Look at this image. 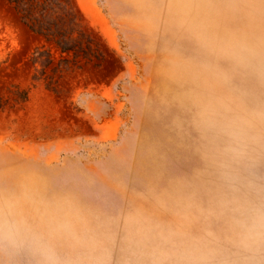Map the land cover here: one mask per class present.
<instances>
[{"label":"clouds","instance_id":"9594fccd","mask_svg":"<svg viewBox=\"0 0 264 264\" xmlns=\"http://www.w3.org/2000/svg\"><path fill=\"white\" fill-rule=\"evenodd\" d=\"M170 0L163 73L200 132L190 179L0 185V264H247L264 250V0ZM118 242V252H117ZM114 252H116L114 258Z\"/></svg>","mask_w":264,"mask_h":264},{"label":"rangeland","instance_id":"374dc122","mask_svg":"<svg viewBox=\"0 0 264 264\" xmlns=\"http://www.w3.org/2000/svg\"><path fill=\"white\" fill-rule=\"evenodd\" d=\"M77 1L100 44L99 66L58 68L59 53L0 2V185L27 177L51 191L80 184L95 193L87 179L97 173L137 190L149 176L192 178L204 166L200 132L162 71L171 49L191 54L170 0ZM41 47L55 56L44 72L29 60ZM226 258L264 264V250Z\"/></svg>","mask_w":264,"mask_h":264},{"label":"trees","instance_id":"16d2710c","mask_svg":"<svg viewBox=\"0 0 264 264\" xmlns=\"http://www.w3.org/2000/svg\"><path fill=\"white\" fill-rule=\"evenodd\" d=\"M8 5L26 28L43 38L44 42L56 52L60 59L58 68H67L68 64L76 65L78 60L84 63L95 60L99 66L104 59L100 44L86 26L84 14L77 0H0ZM30 62L41 72L55 61L50 49L44 47L34 50ZM53 91L52 81L46 85ZM24 94L23 100L26 98ZM4 102L0 97V110Z\"/></svg>","mask_w":264,"mask_h":264}]
</instances>
